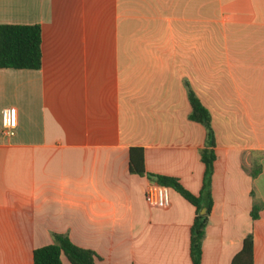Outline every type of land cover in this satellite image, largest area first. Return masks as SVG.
<instances>
[{"label":"crops","instance_id":"0c3cea01","mask_svg":"<svg viewBox=\"0 0 264 264\" xmlns=\"http://www.w3.org/2000/svg\"><path fill=\"white\" fill-rule=\"evenodd\" d=\"M0 25L41 31L39 70L0 69V264H32L52 234L96 264H191L195 208L144 202L154 176L202 191L188 90L214 132L201 264H231L248 235L264 264V0H0Z\"/></svg>","mask_w":264,"mask_h":264},{"label":"trees","instance_id":"16d2710c","mask_svg":"<svg viewBox=\"0 0 264 264\" xmlns=\"http://www.w3.org/2000/svg\"><path fill=\"white\" fill-rule=\"evenodd\" d=\"M40 44L39 26L0 25V69L39 70L41 66ZM187 98L190 105L188 120L200 124L205 130V149L200 152L201 162L205 167L202 191L198 197H195L184 190L176 179L164 176H154V179L157 184L178 193L195 208V217L190 229V260L191 264H201V243L212 207L209 184L215 160L214 132L209 112L202 107L192 91H187ZM128 167L131 174L141 176L145 173L140 149L129 150ZM149 177L151 179L152 176ZM203 208L206 209V213L200 215ZM256 211L255 208L252 210V220L257 219ZM252 246V237L248 235L231 264H253ZM62 257L69 264H96V255L92 251L73 245L66 236L59 234H52L51 245L33 251L32 264H62Z\"/></svg>","mask_w":264,"mask_h":264},{"label":"built area","instance_id":"2783aa9c","mask_svg":"<svg viewBox=\"0 0 264 264\" xmlns=\"http://www.w3.org/2000/svg\"><path fill=\"white\" fill-rule=\"evenodd\" d=\"M15 130L13 110L7 108L1 111V134L12 137ZM170 190L159 184H151L144 194V202L153 209L166 210L170 206Z\"/></svg>","mask_w":264,"mask_h":264},{"label":"water","instance_id":"95a60500","mask_svg":"<svg viewBox=\"0 0 264 264\" xmlns=\"http://www.w3.org/2000/svg\"><path fill=\"white\" fill-rule=\"evenodd\" d=\"M204 213H205V210L203 209L202 212H201V214H204Z\"/></svg>","mask_w":264,"mask_h":264}]
</instances>
